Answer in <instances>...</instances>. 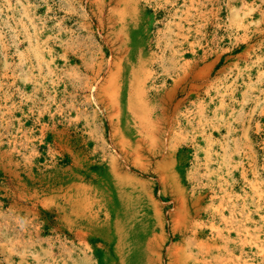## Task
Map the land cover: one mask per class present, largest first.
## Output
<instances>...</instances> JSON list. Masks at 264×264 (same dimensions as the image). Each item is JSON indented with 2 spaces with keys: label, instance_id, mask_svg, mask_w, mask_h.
Masks as SVG:
<instances>
[{
  "label": "rangeland",
  "instance_id": "1",
  "mask_svg": "<svg viewBox=\"0 0 264 264\" xmlns=\"http://www.w3.org/2000/svg\"><path fill=\"white\" fill-rule=\"evenodd\" d=\"M0 264H264V0H0Z\"/></svg>",
  "mask_w": 264,
  "mask_h": 264
}]
</instances>
